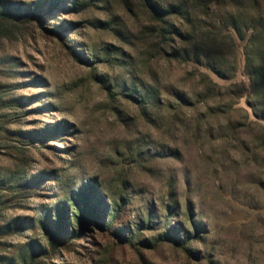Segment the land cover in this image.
Listing matches in <instances>:
<instances>
[{
  "label": "rangeland",
  "instance_id": "rangeland-1",
  "mask_svg": "<svg viewBox=\"0 0 264 264\" xmlns=\"http://www.w3.org/2000/svg\"><path fill=\"white\" fill-rule=\"evenodd\" d=\"M3 2L41 14L0 37V185L32 187L27 199L0 190L12 208L0 214L11 223L0 264H264V146L236 126L244 100L220 114L230 94L198 96L248 82L241 43L227 46L225 82L169 60L179 39L162 37L144 0ZM142 91L155 94L146 105ZM84 191L97 210L116 203L111 230L85 221L32 259L47 248L50 214L66 204L70 218ZM173 232L184 249L161 240Z\"/></svg>",
  "mask_w": 264,
  "mask_h": 264
},
{
  "label": "trees",
  "instance_id": "trees-1",
  "mask_svg": "<svg viewBox=\"0 0 264 264\" xmlns=\"http://www.w3.org/2000/svg\"><path fill=\"white\" fill-rule=\"evenodd\" d=\"M3 1L0 0V37L17 35L19 20L41 14L37 3L28 5L26 8L21 4L7 7V4ZM144 2L149 13L162 23L163 26L160 29L162 37L170 40V37L176 35L179 39L173 45L174 52L169 60L185 64L191 63L193 65L192 69L198 71L201 76L205 77V75L213 74L221 81L232 80L235 71L228 67L229 61L226 49L230 42L235 44L234 41L237 40L241 43L243 72L248 78V82H232L230 88H233V91L224 85L219 86L220 89L217 95H215L216 90L208 87L199 92L198 96L203 97L204 101H208L216 96L221 100L222 97L230 94L232 100L227 102V107L215 108V111L220 114L235 110L233 106H238L244 100L246 107H238L235 110L240 114L244 113V116L241 114L243 124H237L236 126H240L241 133H255V143L258 146H264V0H193L191 8L188 7L190 0H175L173 4L165 9L159 5L158 0H144ZM209 17L218 20V24H210L206 20H200V18ZM184 24L186 28L187 25L192 24L191 28L186 30L187 32H183ZM201 68L206 69L207 72H201ZM229 74L230 76H228ZM211 83L215 87L218 86L217 82L210 81ZM223 89H225L224 93H222ZM154 95L142 91L135 100L139 104L146 105ZM196 95L194 93V97ZM236 126L233 130L238 131ZM227 138H230V136L227 135ZM26 171L27 169L24 170L23 174H26ZM42 177L44 175H37L38 179ZM14 183L7 184L3 182L0 185V190L8 188L11 194L27 199L29 197L27 195L32 193L29 181L16 182L15 186ZM87 195L86 191L81 192L78 196L73 195L72 201L75 208H73L70 218L65 214L68 208L66 204L63 205L65 208L58 205L56 212L54 210L50 214L51 218H47V232L50 237L47 248L35 247V250L31 253L32 259H35L39 252L46 253L48 249H51L50 247L57 245L60 237L65 234L69 235V239H73L72 236L79 234L81 232L80 228L85 227V221H100L98 224H101L104 219L105 229L111 230L112 223L115 222L114 219L119 211L114 207L116 203H111L112 208L107 212L101 209L97 210L89 205L90 200ZM9 203V201L0 197V214L5 210L12 209ZM55 215L58 220L54 218ZM65 217H68V222L64 221ZM8 223L0 222V236L7 235L10 232L11 223ZM131 233L136 235L134 232ZM181 236L182 234H179L177 238V234L173 232V234L164 235V239L161 240L167 239L168 242L170 241L183 248ZM174 238L176 240H173ZM60 243H58V246ZM186 250L193 257L199 258L201 255L199 250L190 248H186Z\"/></svg>",
  "mask_w": 264,
  "mask_h": 264
}]
</instances>
